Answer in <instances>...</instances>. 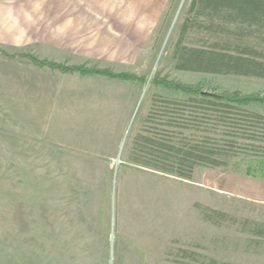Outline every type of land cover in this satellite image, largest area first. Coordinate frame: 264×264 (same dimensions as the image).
<instances>
[{
	"label": "rangeland",
	"instance_id": "obj_1",
	"mask_svg": "<svg viewBox=\"0 0 264 264\" xmlns=\"http://www.w3.org/2000/svg\"><path fill=\"white\" fill-rule=\"evenodd\" d=\"M37 1L11 3L9 12L0 11V264H49L47 224L35 221L34 213L39 202L47 205L44 194L54 185L108 188L116 223L126 221L127 234L145 233L168 242L167 252L162 250L167 257L163 263L264 264V236L250 229L254 222L264 223V180L247 177L243 167L200 168L192 181L159 177L122 164L139 129L138 118L149 110L151 94L181 95L150 83L156 73L219 91L264 90V79L175 68L180 44L215 39L216 19L199 15L195 0H167L159 19L107 20L106 29L96 27L90 18L71 20L67 31L73 44L85 49L46 52L40 48L48 47L43 40L63 39L46 28L52 5ZM84 6L72 4L64 10L75 13ZM90 11H96L94 5ZM102 11H112V5H104ZM253 37L259 47L264 46V30L254 31ZM4 52H30L65 64L85 62L143 75L146 81L83 78ZM74 89L90 96L85 112L93 114L59 115L60 101L53 97L63 92L69 98ZM72 101L66 100L68 105ZM252 108L264 113L262 103ZM103 145L112 152L104 154V161L93 153ZM206 209L225 216L208 218ZM123 231L117 227L111 234L110 264L122 261L114 252V240Z\"/></svg>",
	"mask_w": 264,
	"mask_h": 264
},
{
	"label": "trees",
	"instance_id": "obj_2",
	"mask_svg": "<svg viewBox=\"0 0 264 264\" xmlns=\"http://www.w3.org/2000/svg\"><path fill=\"white\" fill-rule=\"evenodd\" d=\"M195 10L199 15L216 19L212 23L217 27L213 33L215 39L200 45L180 44L174 56L175 68L264 79V46L259 47L253 41L254 31L264 30V0H195ZM4 53L26 57L35 65L65 73L146 81L143 75L86 64H65L30 52ZM150 83L181 95L151 94L149 110L138 118L139 129L127 153L129 162L122 164L192 181L200 168L243 167L247 177L264 180V113L252 108L254 103L264 104V90L219 91L214 86L206 88L201 82H183L159 73ZM206 210L210 211L208 218L212 214L225 216L216 210ZM250 229L252 234L264 236V223L254 222ZM213 263L217 264L215 260Z\"/></svg>",
	"mask_w": 264,
	"mask_h": 264
},
{
	"label": "crops",
	"instance_id": "obj_3",
	"mask_svg": "<svg viewBox=\"0 0 264 264\" xmlns=\"http://www.w3.org/2000/svg\"><path fill=\"white\" fill-rule=\"evenodd\" d=\"M16 2H24V0H0V11L9 12L10 4ZM37 2L52 5L47 11L49 13L48 20L51 22V25L48 22L46 28L51 33L58 32L59 38L63 39V42L60 40L54 42L50 40L51 38H48V41L43 40L41 43H47L48 47L40 45L41 50L43 49L46 52H75L77 48L83 47L74 45L73 35L71 37V31H67L71 20L76 19L79 21L83 18L81 20L83 21L86 18H90L96 27L101 26L102 29H106L104 21L107 20L127 19L129 21H136L137 19H159L167 0H38ZM78 3L85 5L81 7V11L74 13L72 10H64V7L67 9L69 5ZM107 4L112 5V11H102L103 6ZM120 4L121 7L128 5V10L121 12L120 9L122 8ZM93 5L96 11H90ZM115 8L117 11H115ZM80 25V27H83L82 22H80ZM63 27L65 29L62 30ZM69 44H73L74 46H67ZM92 50L98 51L95 46H93ZM40 58L63 63V61L49 58L48 56ZM66 73L79 74L77 72ZM79 76L83 78L93 77L137 82L107 78L99 75L79 74ZM85 92L74 89L75 94L71 93V97L69 98L63 92L56 93L53 99L60 101L59 110L62 109V111L59 112V115L66 117L76 116L77 118L86 114V112L88 113L89 111L85 112L87 109L86 105H88L86 101L90 99V96L85 95ZM66 100L73 101L68 105ZM97 105L99 106L100 103ZM90 113L93 114L91 111ZM98 148L93 153L101 158L105 157L104 154L111 155L112 153L110 152L111 148L106 152L104 145L103 149L100 147V150H98ZM105 159L110 160L111 157H106ZM102 161H104L103 158ZM150 174L161 176L152 172ZM46 191L47 194L44 195L48 196L47 205L44 204L42 206L40 202L38 205L36 204L34 220L39 221L40 225L47 224L49 242L47 259L49 260V264H70L69 261H72V264H110L112 259L110 255L112 253L111 234L113 229L116 231L117 227L120 230H124L115 236L116 241L114 240V252L120 256L118 260L122 259L118 264H166L162 261H165L167 258L168 242L165 241L163 243L162 239L156 240L152 236L145 235V233L127 234L128 223L126 221H124L125 223L122 221L116 223V215H114V209L111 206V194L108 188L99 191L88 187L69 188L56 187L54 185L47 188ZM93 196L97 198L94 199L92 198ZM161 245H166V247H161ZM155 247L157 248L156 251ZM164 248H166L165 255L162 253V250L164 252ZM60 261L63 262L61 263Z\"/></svg>",
	"mask_w": 264,
	"mask_h": 264
},
{
	"label": "water",
	"instance_id": "obj_4",
	"mask_svg": "<svg viewBox=\"0 0 264 264\" xmlns=\"http://www.w3.org/2000/svg\"><path fill=\"white\" fill-rule=\"evenodd\" d=\"M118 162H120V160H118Z\"/></svg>",
	"mask_w": 264,
	"mask_h": 264
}]
</instances>
